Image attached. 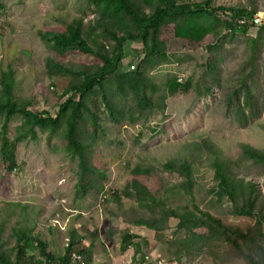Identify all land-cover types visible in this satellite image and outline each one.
<instances>
[{
	"label": "rangeland",
	"instance_id": "rangeland-1",
	"mask_svg": "<svg viewBox=\"0 0 264 264\" xmlns=\"http://www.w3.org/2000/svg\"><path fill=\"white\" fill-rule=\"evenodd\" d=\"M127 1L146 33L117 0H0V103L51 116L0 112V264H59L74 231L81 264H264V28L223 13L264 0H165L206 8L169 17ZM70 27L91 52L56 47ZM124 36L119 68L83 89Z\"/></svg>",
	"mask_w": 264,
	"mask_h": 264
},
{
	"label": "trees",
	"instance_id": "trees-1",
	"mask_svg": "<svg viewBox=\"0 0 264 264\" xmlns=\"http://www.w3.org/2000/svg\"><path fill=\"white\" fill-rule=\"evenodd\" d=\"M119 1V3L121 4V6L128 12L130 13L135 19H137L139 21V23L141 24L142 28L144 29V33L147 32V30L153 26L155 19L154 18H150V19H146V18H141L139 16V14L135 11L134 7L129 3V1L127 0H117ZM206 11V8L203 7L202 2H186V3H179V4H170L168 2H166L165 0H161V7L158 9V13L161 15H166V16H178V15H186V14H199V13H204ZM225 14L224 16V23H225V27H228L229 29H231L232 31H235L237 33H245L247 30V27H243L242 29L238 30L236 28V26L234 25L235 21L243 16L247 17L248 19H252L253 16L255 15V13H252L248 10L245 9H229V10H225V12H223ZM261 27L264 28V25H262ZM126 38H133V36H124L121 37L118 40V44L116 47V53L114 56H111V58H105L107 64L102 68V70L100 72H98L97 74H93V75H87L86 81L84 83L83 89H91L94 87L95 83L99 80V79H104L105 77H107L109 74L115 72L120 65V62L125 58V48H124V44H125V40ZM53 42L56 45L57 48L60 49H67V48H80V50L84 51V52H91L92 49L90 48L88 42H86L83 39V36L81 34V30H75L74 28L70 27L67 31V33H55L54 37H53ZM9 61L8 62L10 65H12V63H14L16 61L15 58V50L9 51ZM7 63V65H9ZM7 65H2L3 69H7V73L2 74V78H4V82H6V85L10 86V80H9V75H11V70L9 69V67H7ZM4 71V70H2ZM133 71H128L129 73L134 72ZM69 93V90L66 91V94ZM72 103V100H68L67 103L63 106V111L67 109V107ZM7 110V117H6V123L3 127H7L8 122L10 121V118L18 113L21 114H26L29 116H33L34 118H37L40 121L46 122L48 121L50 115L48 114H34L33 112L29 111V110H25L24 109H19L16 107V105L12 102H7L6 104H1L0 103V112H2L3 110ZM51 117V116H50ZM54 123L57 122V120H50ZM1 140L3 141V145H4V149L9 147V142H8V138L5 137V135L1 136ZM78 155L79 158L81 159L82 164H85L87 161L86 155L84 153V151H82L80 148L78 149ZM254 155L256 157H258L259 159H263L264 160V156L260 155L259 153H254ZM81 182H86L85 181V175L83 176V180ZM224 188L228 191L229 194L233 195V191L232 188L230 187V185L227 183L226 180H222ZM85 185V184H84ZM250 186V185H249ZM251 187V186H250ZM133 188H136L135 185H133ZM86 190V189H84ZM86 192V191H84ZM144 199H148L151 202L154 203H162L160 200L154 199V197H151L150 195H146ZM114 202H119V198H114ZM254 206L253 205H249L247 208H242V212L244 214H252L254 211ZM1 232V229H0ZM30 234L32 233V231L29 232ZM26 244L25 247L20 243L19 239V247L21 249V251L28 249L34 250V242L32 241V238L29 239V237H26ZM126 240L129 242L130 238H126ZM77 241V233L74 231L71 234V238L69 241V246L68 248H66V254L63 257H58L53 255L54 257L52 258L53 260H58L59 264H72L70 262V258L71 260L73 257V249L75 247V243ZM44 251L47 253V248L41 244ZM71 254V257H70ZM79 256L85 255L84 251H81L79 253ZM21 257V254H19ZM23 257V256H22ZM147 257H153L155 259L161 260L160 258H157L153 255H147L145 257H140L141 262H145ZM82 258V257H81ZM0 260H2L3 263H5L4 259L1 257L0 255ZM88 260L90 261V258H88ZM75 264H81L82 261H73Z\"/></svg>",
	"mask_w": 264,
	"mask_h": 264
},
{
	"label": "built area",
	"instance_id": "built-area-1",
	"mask_svg": "<svg viewBox=\"0 0 264 264\" xmlns=\"http://www.w3.org/2000/svg\"><path fill=\"white\" fill-rule=\"evenodd\" d=\"M234 25L236 26V28L238 30L242 29L245 26L247 28H250V27H253V26L261 27L262 25H264V14H261V13L260 14H255L252 19H248L247 17L243 16V17L237 19L235 21ZM229 31H231V29H229ZM139 60H140V58L137 56L132 61L134 64H132L128 68V71L135 70L137 62ZM73 258H74L75 261H81V256H79V255L73 254ZM145 263H147V264H166L164 261L155 259L153 257H147L146 260H145ZM123 264H127V263L123 262Z\"/></svg>",
	"mask_w": 264,
	"mask_h": 264
}]
</instances>
